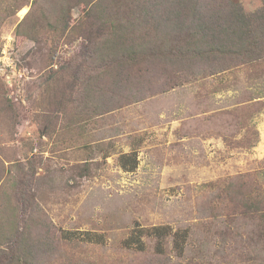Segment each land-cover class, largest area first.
<instances>
[{
  "label": "rangeland",
  "instance_id": "374dc122",
  "mask_svg": "<svg viewBox=\"0 0 264 264\" xmlns=\"http://www.w3.org/2000/svg\"><path fill=\"white\" fill-rule=\"evenodd\" d=\"M44 5L0 24V264H264V63L181 85L162 63L115 105L95 17Z\"/></svg>",
  "mask_w": 264,
  "mask_h": 264
},
{
  "label": "trees",
  "instance_id": "16d2710c",
  "mask_svg": "<svg viewBox=\"0 0 264 264\" xmlns=\"http://www.w3.org/2000/svg\"><path fill=\"white\" fill-rule=\"evenodd\" d=\"M29 1L0 0V24L8 12ZM40 1L45 4L43 12L59 11L65 17L62 24H51L56 30L69 27L68 13L74 7H80L85 23L95 17L97 34L92 37L96 40L89 56L103 59L105 64L109 58L113 73L122 67L126 74L125 79L114 77L115 87L122 94L114 97L115 105H119L115 103L119 98L130 103L146 97L144 87H134L141 82L142 72H152L162 63L170 65L163 68L172 73L176 85L264 63V0L253 11H247L241 0H52L54 6L49 0L33 3ZM147 90V95H153L152 87ZM135 152L119 154V163L126 170L137 167ZM169 228L151 229L161 245ZM25 240L18 236L17 241Z\"/></svg>",
  "mask_w": 264,
  "mask_h": 264
}]
</instances>
